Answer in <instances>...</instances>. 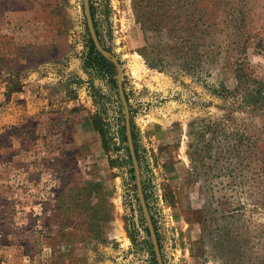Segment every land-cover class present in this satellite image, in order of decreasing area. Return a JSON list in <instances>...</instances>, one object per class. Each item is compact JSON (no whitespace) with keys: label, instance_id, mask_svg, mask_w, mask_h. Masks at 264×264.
Here are the masks:
<instances>
[{"label":"rangeland","instance_id":"1","mask_svg":"<svg viewBox=\"0 0 264 264\" xmlns=\"http://www.w3.org/2000/svg\"><path fill=\"white\" fill-rule=\"evenodd\" d=\"M142 2L88 5L162 264H264V0H227L243 54L223 33L190 71L144 64L164 36L140 29ZM88 38L81 0H0V264H155L115 70L90 64Z\"/></svg>","mask_w":264,"mask_h":264},{"label":"trees","instance_id":"2","mask_svg":"<svg viewBox=\"0 0 264 264\" xmlns=\"http://www.w3.org/2000/svg\"><path fill=\"white\" fill-rule=\"evenodd\" d=\"M227 4V0H148L149 10H146V3L143 6L142 2L135 10L140 29L150 34L155 31L161 32L164 36L162 41L158 40L155 44L145 43L139 49L138 53L144 64L150 69L161 70L165 60L171 57L173 60L181 61L179 66L184 70L190 71L202 61L205 54L213 55L211 57L220 54V45H215L214 40L223 33L225 37L231 36L234 40L231 42L234 46L231 59L237 54L240 57L248 42L247 29L244 25L245 12L242 6L238 5L233 9ZM150 8L153 9L150 10ZM89 13L95 35L98 37L91 5H89ZM87 42L89 44L88 55L92 62L90 64L106 72L112 71V64L96 53L89 38ZM235 63L236 72H241L242 67L239 60ZM91 125L92 130L99 135L102 148H104V130L99 120L92 118ZM130 135L133 143L131 132ZM133 149L137 161L135 147ZM127 162L130 164L128 156ZM143 199L145 202L144 195Z\"/></svg>","mask_w":264,"mask_h":264},{"label":"water","instance_id":"3","mask_svg":"<svg viewBox=\"0 0 264 264\" xmlns=\"http://www.w3.org/2000/svg\"><path fill=\"white\" fill-rule=\"evenodd\" d=\"M81 5H82V12H83V17H84V21L86 24L88 36H89V39L91 41V44H92L94 50L96 51V53L98 55L103 57L105 60L109 61L115 70L116 92H117V96H118L119 102H120L121 107H122L124 138H125L126 148H127V152H128V157H129V160L131 163L136 198H137V202L139 205L141 215H142L144 223H145V228H146L148 238H149V241L151 244V249H152L155 264H162L161 257L159 254V250H158L156 237H155V233L153 230V226H152L150 216H149L146 204L144 202L143 194H142V190H141L139 170H138V165H137V161L135 158L134 149H133L132 140H131V135H130L128 109H127L125 98H124V95L122 92L121 69H120V66H119L117 60L112 56V54H110L104 48H102V46L100 45V43H99V41L95 35V31H94V28L92 25V20H91L90 13H89L88 0H81Z\"/></svg>","mask_w":264,"mask_h":264}]
</instances>
